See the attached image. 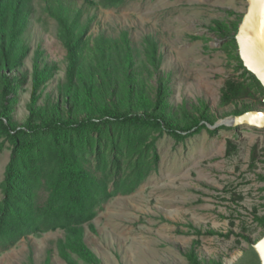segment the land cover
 I'll use <instances>...</instances> for the list:
<instances>
[{
    "label": "rangeland",
    "instance_id": "rangeland-1",
    "mask_svg": "<svg viewBox=\"0 0 264 264\" xmlns=\"http://www.w3.org/2000/svg\"><path fill=\"white\" fill-rule=\"evenodd\" d=\"M76 6L82 12V25L90 21L93 39L121 40L127 34L135 60L143 68L144 40L151 37L159 44L162 67L157 78L170 79L169 103L175 113L185 120L196 114L190 122H181L183 127L192 126L190 132L203 125L210 130L226 127L212 129L250 102L222 104L226 82L241 72L235 71L237 63L226 49L228 39L212 30L216 23L232 26L245 15L246 0H127L118 9L79 0ZM234 32L231 35H237L238 31ZM22 40L30 52L14 73L25 75L27 84L19 90L13 112L21 126L30 117L37 53L44 58L41 68L50 70L36 104L39 113L42 108L49 110L47 105L61 103L68 70L57 23L43 11L40 0H33ZM200 102L209 106L214 125L201 121L195 126ZM94 104L97 106L96 101ZM73 107L75 121L86 116L99 120L96 111L90 108L91 113L81 100ZM35 121L39 123L41 118ZM233 137H238L237 148L228 155V140ZM254 148L258 151L255 155ZM158 151V172L149 175L135 193L112 198L96 219L85 225V244L101 264H191L186 255L193 249L201 264H255L245 236L253 244L264 237L257 220L264 217V182L260 177L264 176V130L221 129L211 136L203 129L181 143L165 136ZM10 156L8 150L0 155V186ZM65 237L62 230L30 235L10 251L0 250V264H67L60 247Z\"/></svg>",
    "mask_w": 264,
    "mask_h": 264
},
{
    "label": "trees",
    "instance_id": "trees-1",
    "mask_svg": "<svg viewBox=\"0 0 264 264\" xmlns=\"http://www.w3.org/2000/svg\"><path fill=\"white\" fill-rule=\"evenodd\" d=\"M77 1L40 0L43 11L56 21L58 39L67 51V82L61 90V103L47 105L49 110L42 108L39 113L36 104L50 70L41 68L44 58L38 52L30 117L21 126L13 112L27 77L14 72L30 52L22 35L33 0H0V155L6 150L11 154L0 186V250L10 251L30 235L62 230L66 237L60 241L61 257L67 264H101L85 244V225L91 224L112 198L135 193L149 175L158 172L159 141L169 136L181 143L203 129L215 136L221 129L232 128L210 130L203 125L190 132L192 126L183 127L182 123L197 116L185 120L173 111L169 103L170 79L157 78L162 67L159 44L151 37L144 40L145 67L139 66L127 34L121 40L89 36L90 21L82 25ZM84 1L90 5L99 3L106 9L122 8L127 2ZM243 17L232 26L216 23L212 28L215 34L228 39L226 49L237 63L235 71L241 72L226 82L222 104L250 101L237 108L235 115L264 111V88L244 67L236 34L231 35L238 31ZM80 100L86 109L96 111L99 120L86 116L75 121L73 105ZM208 108L200 102L195 126L201 121L214 125L215 117ZM37 118H41L39 123ZM237 142L238 137L228 140V155L236 151ZM257 152L254 148V155ZM260 177L264 182V176ZM257 220L264 228V217ZM245 239L250 244L248 254L256 264L254 244L246 236ZM186 258L191 264H201L195 249Z\"/></svg>",
    "mask_w": 264,
    "mask_h": 264
},
{
    "label": "water",
    "instance_id": "water-1",
    "mask_svg": "<svg viewBox=\"0 0 264 264\" xmlns=\"http://www.w3.org/2000/svg\"><path fill=\"white\" fill-rule=\"evenodd\" d=\"M248 9L235 37L239 57L244 67L252 73L264 88V0H246ZM220 126L230 128L249 127L264 129V111L255 110L220 121ZM258 261L264 264V237L253 245Z\"/></svg>",
    "mask_w": 264,
    "mask_h": 264
}]
</instances>
